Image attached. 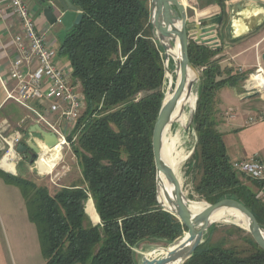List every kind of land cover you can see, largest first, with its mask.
Listing matches in <instances>:
<instances>
[{
	"label": "trees",
	"instance_id": "1",
	"mask_svg": "<svg viewBox=\"0 0 264 264\" xmlns=\"http://www.w3.org/2000/svg\"><path fill=\"white\" fill-rule=\"evenodd\" d=\"M71 1L84 17L59 54L85 95L68 136L80 183L52 194L26 178L1 169L0 175L22 189L46 264H140L135 247L149 241L169 246L188 231L157 196L153 131L165 96L164 50L154 38L150 0ZM221 51L195 42L189 47L191 62L202 70L189 169L200 198L240 200L264 228V204L256 198L264 182L233 167L219 128L220 89L247 79L222 68ZM92 206L100 217L96 225L87 214ZM184 264H264V249L244 228L214 223Z\"/></svg>",
	"mask_w": 264,
	"mask_h": 264
},
{
	"label": "water",
	"instance_id": "2",
	"mask_svg": "<svg viewBox=\"0 0 264 264\" xmlns=\"http://www.w3.org/2000/svg\"><path fill=\"white\" fill-rule=\"evenodd\" d=\"M39 9L46 19L50 29L61 26L56 32V37L60 43H64L73 29L78 26L84 17L83 12L71 0H37ZM151 21L153 24L154 38L164 50L165 71H169V61L171 59L170 50L179 46L180 54L175 62V70L179 72L178 82L174 85L169 80V87L173 91L170 99L166 100V93L162 106L154 126L153 131V154L156 165V184L158 201L164 210L174 214L188 228L186 240H181L185 235L178 238L169 247H155L152 251L167 250L165 255L149 257L146 252L138 247L134 251L141 256L140 264H184L204 242L205 235L209 228L217 221L212 220L214 213L222 209H230L240 213L242 218L249 223V228L238 226L247 230L256 243L264 249V228L261 226L254 214L245 206L243 202L234 198H224L216 203H207V207L200 212L192 209L191 200L183 190L182 181L174 169L169 166L163 158L164 134L168 125L174 123L176 108L184 93L190 96L194 92L195 83L200 81L198 69L190 59L189 47L191 42L204 44L212 49L221 48V39L218 36V29L224 25L229 13L235 21L242 20L248 28V33L259 30L264 23V6L259 7L260 12L252 13V7L246 5L245 0H235L229 5V12L225 9L216 8L199 20H190L188 9L182 0H150ZM247 11H251L247 14ZM205 19V20H204ZM235 26L230 23L227 26L226 34L233 40ZM198 35L208 36L209 40H202ZM216 40V41H215ZM264 61V52L261 55ZM196 73V78L190 80V71ZM261 76L264 78V65L261 67ZM198 96L196 97V103ZM196 109L192 112L191 123H194ZM33 136L39 138L47 148L54 149L59 144L56 133L43 128L39 123L32 124L22 142L18 144L16 151L26 156L31 155L29 162L36 164L42 152ZM163 175L173 187V197H167L168 205L162 202L159 193V176ZM100 222V220H99ZM94 222V223H99ZM220 222V221H219ZM169 249V250H168Z\"/></svg>",
	"mask_w": 264,
	"mask_h": 264
},
{
	"label": "built area",
	"instance_id": "3",
	"mask_svg": "<svg viewBox=\"0 0 264 264\" xmlns=\"http://www.w3.org/2000/svg\"><path fill=\"white\" fill-rule=\"evenodd\" d=\"M0 9L10 17V25L18 28L13 35L15 52L8 71L16 84L8 93V98L30 111L35 123L56 133L58 145L64 150L71 145L68 136L86 106L81 84L73 78L71 63L61 60L59 49L50 44L41 23L44 19L42 11L40 17H35L26 0H0ZM256 74H261V67ZM249 89L260 90L259 87ZM8 128L7 121L0 126V163L14 151L16 156L9 157V161L14 162L16 168V158L22 157L16 148L24 136L20 132L7 134ZM35 140L43 151L46 147L44 143L38 137ZM233 167L252 179L264 182V161L258 157L233 162ZM0 168L11 171L1 164ZM256 198L264 204V185L258 189Z\"/></svg>",
	"mask_w": 264,
	"mask_h": 264
},
{
	"label": "crops",
	"instance_id": "4",
	"mask_svg": "<svg viewBox=\"0 0 264 264\" xmlns=\"http://www.w3.org/2000/svg\"><path fill=\"white\" fill-rule=\"evenodd\" d=\"M204 1V2H203ZM246 5L252 7V13L260 12L261 6H264V0H245ZM190 2V1H189ZM188 0L184 1L187 6ZM198 2V3H196ZM197 7H189L188 16L190 20H199L201 16L216 8L221 10H231L229 5L235 0H196ZM32 10H37L40 17L41 10L37 1L29 3ZM194 13L189 14V10ZM223 10V11H224ZM251 11H247L250 14ZM205 20V19H204ZM11 19L3 9H0V126L7 121L9 128L7 134H16L20 132L25 136L29 127L35 123L34 115L20 106L17 102L8 98V93L15 87V80L9 75V67L14 58L13 35L18 31L16 26L10 25ZM44 29H49L46 19H41ZM233 23L235 26L233 40L226 34L227 26ZM237 33V34H236ZM218 36L221 39L222 51L217 57H220L222 68H235L240 74H249L253 69L257 70L264 65L261 55L264 52V23L263 26L253 32L248 33V28L242 20L235 21L230 13L226 18L224 25L218 29ZM244 54L248 55L246 59H241ZM63 60L62 56L60 57ZM63 61H66L63 60ZM248 84L244 82L238 85H226L220 89L222 99L218 100V106L221 111L222 123L219 128L224 135V141L227 147V153L231 162L242 159L258 157L264 161V85L252 86L259 87L260 90H251ZM15 105L21 107L24 112L19 114L15 112ZM30 120V122H28ZM33 140L37 137L33 136ZM17 165L22 158H16ZM15 168V169H16ZM5 173L17 175L14 172L1 169ZM2 184V180L0 179Z\"/></svg>",
	"mask_w": 264,
	"mask_h": 264
},
{
	"label": "rangeland",
	"instance_id": "5",
	"mask_svg": "<svg viewBox=\"0 0 264 264\" xmlns=\"http://www.w3.org/2000/svg\"><path fill=\"white\" fill-rule=\"evenodd\" d=\"M26 1L28 3H31L37 0ZM188 2V6L197 7V4L195 5L196 0H188ZM36 11L37 10L32 11L35 17L39 15ZM192 13H194V11L190 9L189 14ZM44 32L47 33L50 44H52L56 49H59L60 41L56 38L55 28L50 31H48V29H44ZM247 56L248 55L244 54L241 59H246ZM62 58L63 60H65L64 57ZM172 67L175 68V62H172ZM225 68L230 67L227 66ZM235 71L239 75H244L243 73L240 74L241 72L239 73L236 68ZM198 73L201 74L202 70H198ZM252 74H256L255 69H253V71L249 74H245L247 79H245V81L243 82L246 86L251 79ZM199 86L200 81L198 80L194 86V94L196 95V97L199 93ZM168 87L169 80H167L166 78L165 91L168 89ZM221 99L222 95L219 92L218 100ZM196 106L197 103L195 104L193 109H186L189 121L191 120L192 112L196 109ZM15 109V112H18L19 114H23L24 112L21 107L16 105ZM28 122H30V120H28ZM178 128L179 127L177 125L175 126L174 124L172 130L176 132ZM76 138L77 137L75 136L73 141H75ZM197 140V133L194 130L193 126L190 124L187 128L181 130V145L179 146V149L182 148L185 150L186 154H189V152L192 151L193 148L195 149ZM1 155L2 153H0V157ZM190 157H188L181 164L178 172L179 178L182 181L183 190L192 202L204 201L206 203H209L208 201L200 198L199 195L195 192V182L193 174H191L189 169ZM61 159L62 162L59 163ZM15 174H17L16 176L34 181L39 186L48 187L49 191L52 194H54L64 186L73 183H80L82 176L77 158L73 151L72 142L70 146H66L64 150H61V157L47 172L42 171V168L38 163L31 164L29 161L22 159L19 161L17 168L15 169ZM0 179L2 180V184L0 183V264H46V259L43 255L41 240L39 237L38 226L30 217L22 189L17 184L9 183L1 175ZM89 213L91 214V216ZM89 213L87 212L89 218L91 219L93 224L96 225V223L94 222H99V214L96 212L93 206L90 208ZM217 223L235 225L239 224L232 221L230 222L229 220ZM185 232V235L188 236L187 231ZM222 234L223 231L220 230L217 233V237L221 236ZM159 246L169 247L164 246L161 242L149 241L141 244L138 248L143 249L146 252V255L149 257H158L165 255V253L167 252V250L163 249L152 251L155 247ZM141 259L142 258L139 255V262H141Z\"/></svg>",
	"mask_w": 264,
	"mask_h": 264
},
{
	"label": "bare ground",
	"instance_id": "6",
	"mask_svg": "<svg viewBox=\"0 0 264 264\" xmlns=\"http://www.w3.org/2000/svg\"><path fill=\"white\" fill-rule=\"evenodd\" d=\"M237 34V33H236ZM171 59L169 61V71L166 72L167 80H172L174 85L178 82L179 72L174 69H171V61H176L179 58L180 49L179 46H175L170 50ZM190 80L196 78V73L191 70L189 75ZM168 82V81H167ZM264 85V78L259 74H253L251 79L248 82V86H263ZM166 93V100L170 99L172 96L173 91L168 87L165 91ZM196 104V95L194 92L190 96H187V92L183 94L182 99L180 100L175 114H174V123L168 125L164 134V141H163V158L164 161L171 166L176 174L178 175L179 169L181 164L192 155L194 152V148L189 154L185 153L184 149H179L181 145V130L187 128L191 123V120H188L187 115V108L193 109ZM177 125L179 128L176 132L172 130L173 125ZM191 146V145H190ZM189 150V149H188ZM16 156L14 151H11L2 161L1 165L5 167L7 170H11L12 172L15 171V164L14 162L9 161L10 158H14ZM61 157V146H56L54 149H50L45 147L44 150L40 154V158L38 159L37 163L41 166L42 171L47 172L53 164ZM179 176V175H178ZM159 193L160 199L163 203L168 205L167 197H173V187L168 181L165 179L163 175L159 176ZM192 209L195 212H200L204 208L207 207V203L204 201H194L191 202ZM212 220L221 222V221H232L239 223L240 225L244 226L245 228H249V223L245 221L239 212L234 210L222 209L218 210L214 213ZM186 234V233H185ZM187 236L184 235L181 240H186ZM170 248V246H169ZM173 248V247H172ZM171 248V249H172ZM166 254V253H165Z\"/></svg>",
	"mask_w": 264,
	"mask_h": 264
},
{
	"label": "flooded vegetation",
	"instance_id": "7",
	"mask_svg": "<svg viewBox=\"0 0 264 264\" xmlns=\"http://www.w3.org/2000/svg\"><path fill=\"white\" fill-rule=\"evenodd\" d=\"M55 28V34H56V32L61 28V26H56V27H54ZM53 29V28H52ZM51 29V30H52ZM57 38V37H56ZM22 157V159H24V160H27V161H29L30 160V158H31V155L30 154H27L26 156H24V155H21Z\"/></svg>",
	"mask_w": 264,
	"mask_h": 264
}]
</instances>
